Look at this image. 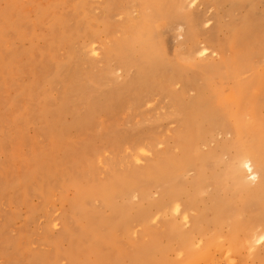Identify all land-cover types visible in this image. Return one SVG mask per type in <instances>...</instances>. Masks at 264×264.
I'll use <instances>...</instances> for the list:
<instances>
[{"label": "rangeland", "instance_id": "1", "mask_svg": "<svg viewBox=\"0 0 264 264\" xmlns=\"http://www.w3.org/2000/svg\"><path fill=\"white\" fill-rule=\"evenodd\" d=\"M147 1L0 0V264H184L189 252L172 228L192 231L213 196L220 209L238 194L224 179L237 152L228 113L223 129L208 132L206 126L197 145L202 155H217L201 169L204 184L195 208L186 209L185 196L164 201L171 185L158 186L145 174L181 155L176 137L186 130L178 94L195 83L182 95L197 97L205 85L201 66L238 54L249 62L242 81L264 75V0L245 6L236 0H176L153 28L164 64L173 68L167 81L175 70L186 79L175 77L162 89L161 79L151 78L153 90L143 91L129 86L142 75L126 63L139 49L112 58L108 50L133 36L125 33L131 19L152 14ZM233 38L238 46L227 48ZM202 48L206 55L199 54ZM226 84L222 95L229 93ZM215 102L222 106L220 98ZM200 163L194 159L193 166ZM197 167L181 170L177 180L191 183ZM136 179L145 186L134 187ZM118 186L127 193L115 194V211L103 194ZM158 203L165 205L159 209ZM88 220L96 238L85 233ZM229 223L218 237L215 228L195 237V250L215 237L222 249L212 248V260L202 264H264V240L253 238L254 246L248 242L233 257L225 253ZM263 234V228L255 231L256 237Z\"/></svg>", "mask_w": 264, "mask_h": 264}, {"label": "bare ground", "instance_id": "2", "mask_svg": "<svg viewBox=\"0 0 264 264\" xmlns=\"http://www.w3.org/2000/svg\"><path fill=\"white\" fill-rule=\"evenodd\" d=\"M175 1L176 0H148L146 4H148L147 7L153 11L152 14L149 16L145 14L137 21L131 19L129 25H126L125 33H128L129 35L132 34L133 36H129L123 41L115 43L114 46L108 50V54L112 58L117 56L121 57L127 52H130V49H139L136 59H128L126 61L127 64L132 63L133 65H136V69H138L142 75L141 77L132 79L129 84L130 87L143 91L146 89L153 90L149 83V79L155 78L162 80H159V87L164 89L167 88L168 81L175 77H179L181 81L186 79L185 76L187 74L181 71L179 69L181 67L177 65L179 67L178 70H180L183 75L175 72L176 70L174 69L175 71L169 74L170 77L167 81V71H170L173 68L168 70L170 67H168L169 64H164L165 61L162 59L161 47L157 39L158 36L153 28V24L157 19L168 15L171 8L175 5ZM237 1L240 6H245L253 5L260 0H236V2ZM182 8H185V6ZM251 26L252 24L248 21L244 27L248 30ZM258 38L259 40L254 41L253 43L260 42L261 37L259 36ZM262 39H264V37ZM237 44V40L233 38L226 43V46L227 48H229V46L234 48L238 46ZM226 46H221V48L225 50ZM135 53L133 55H135ZM199 54L206 55L207 49L202 48ZM243 58V55L235 54L230 59L224 58L225 60L223 59L219 65L212 64L201 66L205 71L203 73L205 85L202 82L204 86L198 88L199 93L197 97H194L193 99L186 100L182 95L188 90L197 88L194 85L195 83H186L189 85H185L184 90L178 94L182 99L178 98L177 100L178 110L184 114L182 124L186 130V132L180 133L176 137V144H178L181 149V155L179 157L173 156L167 158L152 165L148 168L149 172L145 174L147 177H153L154 184L158 186L164 187L163 185H171V187L165 191L164 201H175L185 196L186 209L190 210L195 208L198 204L197 197L204 184L205 174L201 169L205 168L203 165L208 163V158L210 156H213L215 160L217 155L216 151H213L209 156H204L200 153L197 145L204 141L203 136L206 135L205 133L215 131L216 129H223L224 123L228 122H225V113L229 114V119H232L233 121L232 129L235 137V141L232 145L237 152L236 158L234 157L235 161L229 168V171L225 176L226 178L224 177V179L225 182L232 181L237 187L238 194L230 200H226L224 208L220 209H218V197L213 196L211 205L207 209H204L202 214H200L195 220V226L192 231L183 233L177 227L172 228L174 236L177 237L182 247L189 252V259L184 264H202V261H211L212 254L210 250L212 248L219 251L222 250L216 237L219 236V229L228 222H230L228 225L231 227L232 231L229 233L230 242L228 245L230 246L225 253L230 254L231 257H233V254L237 251L243 249L248 242L251 246H254L252 244L253 238L255 239V242H261L264 240V234L259 235L258 237L255 236V231L258 228L264 229V117L261 114L264 111V105L261 104L262 95H264V75H259L251 80L246 77L247 80L250 81H242L240 76L249 63H247V61L243 62ZM187 62H189V60ZM172 66L177 67L174 65ZM201 67L199 66V68ZM177 73L178 75H175ZM216 78L220 79V83H222L221 86L215 84L214 80H216ZM226 83L230 85L229 93L226 95L223 93L222 95L220 92L223 91V84ZM218 87L220 88L218 89ZM259 93L261 95H259ZM171 94L174 95V92H171ZM217 98H220L222 106L215 105V100H217ZM206 126L208 127V132H204ZM194 159H201V167L198 168L197 165L193 166ZM210 159H212V157ZM217 160L218 159H216V162ZM209 162L212 163V161ZM196 167L199 171L198 177L194 181L191 183L189 182V184H186L181 180L178 181L180 178L178 179L176 177L177 173L183 169H195ZM247 170L251 172L248 176H246ZM125 182H127V185L130 187V181ZM224 184L225 183H221L220 186ZM142 186H145L143 180L138 181L136 179L134 181V187ZM130 188L133 190V187ZM187 189H191L195 193L191 191L186 192ZM117 193H127V191L124 190L123 186H118L114 187L108 193L103 194L105 201L115 211H118V209L116 205L113 204V197ZM81 195H85V193ZM164 205L165 203H158L156 208L162 209ZM253 208H255V210H253ZM176 211H179V207ZM208 213H211L214 216L213 220H208ZM242 213H251L252 216L247 220H239L236 218V214L240 216ZM91 222V220L86 221L87 232L85 233H89V235H93L96 238V235L92 234L93 230L91 231L93 228ZM205 223L206 226L204 225ZM214 228L218 230H215L217 236L208 239L203 245L195 250V237L197 235L201 237L205 236L208 230H214Z\"/></svg>", "mask_w": 264, "mask_h": 264}]
</instances>
